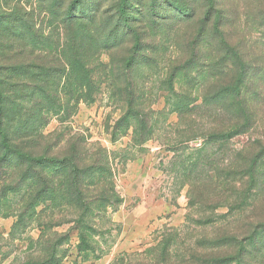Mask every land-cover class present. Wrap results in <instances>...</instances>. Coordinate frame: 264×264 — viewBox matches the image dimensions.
Returning <instances> with one entry per match:
<instances>
[{"label": "rangeland", "instance_id": "rangeland-1", "mask_svg": "<svg viewBox=\"0 0 264 264\" xmlns=\"http://www.w3.org/2000/svg\"><path fill=\"white\" fill-rule=\"evenodd\" d=\"M171 4L170 18L132 23L122 36L76 29L69 50L46 5L0 0L13 146L0 144V264H202L237 249L241 264H264V235L251 244L252 226L264 223V175L250 197L239 181L220 197L205 179L264 147V0ZM71 57L85 63L83 85L63 62ZM236 93L250 128L203 146L237 119ZM17 152L46 159L32 165ZM199 158L201 176L186 185ZM255 159L264 173V153Z\"/></svg>", "mask_w": 264, "mask_h": 264}, {"label": "trees", "instance_id": "trees-1", "mask_svg": "<svg viewBox=\"0 0 264 264\" xmlns=\"http://www.w3.org/2000/svg\"><path fill=\"white\" fill-rule=\"evenodd\" d=\"M38 3H42L43 9L46 5V14L50 23L55 22L62 25L64 30L62 36L64 42L63 46L72 50L71 45H73L75 40L76 29L80 30L86 26L95 29L98 28L99 32L103 34L106 39L109 36L113 37V35L115 36L118 34L122 36L124 31H128V29L131 28L132 23H138L139 25L145 24L147 21L154 18L165 19L167 16L170 18L169 14L163 15V9L165 7H170L172 5V0H38ZM158 9H160V11ZM179 15H181V17L186 16L188 19L194 18L193 13L189 14L185 11L181 12ZM129 33H133L134 36L137 35V33L135 34L133 31H130ZM222 48L224 49L223 51L232 56L235 61L242 62V56L237 49H230L231 47L229 48V45H227L225 41H223ZM63 62L69 69L77 67V73L80 76L83 75L80 80L82 85L87 82V78L84 75L85 63L83 60L71 57ZM241 77L242 74L240 75V78ZM231 78L233 79L234 77L231 76ZM2 81L3 80L0 79V144L4 150L9 151L10 149L13 150V146L8 142V130L4 128V117L6 114L4 101L6 100L9 91L6 89V84L4 85L5 81ZM53 87H55V84H53ZM51 90L54 92L52 94H57L56 89ZM227 93L232 94L231 90H227ZM235 95L239 102L235 106V111L238 113L237 119L225 129H214L210 133H206L204 137L206 140L203 146H206V144L212 141L225 142L235 136L246 133L247 129L250 128V124L243 121L244 119L248 120V112L246 111L245 102L244 100H240L241 95H239V93H236ZM178 112L180 115L186 116L188 113L187 106H180ZM252 152L253 148L247 154L250 155ZM263 153L264 147L260 146L259 150L255 154L252 153V156L248 158L245 163H234V165H230L232 166L230 168L229 166L216 167L214 170L208 172L205 179L214 185L219 193L217 195L220 197H222L221 195L227 191L229 186H233L237 181H239V183L245 188V195L250 197L252 190L260 187V183L258 182L260 179L259 177L264 175V173H261L259 168H257L255 159L260 157ZM18 154L24 158L25 163H30L32 165H43L46 159L43 156L32 158V156L27 153L21 154L17 152L16 155ZM199 161L200 158L189 160L188 173L185 172L183 174V177L187 181L186 185H188V183H191L192 185L196 181V177L201 173L200 170L203 167V164H200ZM227 168L231 170H228ZM233 174L235 176L232 178L231 175ZM216 206L218 205H212V209ZM252 229L251 244L257 245L261 241L260 236L264 235V223L256 224V226H252ZM226 240L229 242L230 249L234 250L238 247V237L232 236L226 238ZM221 241L224 242L223 239ZM241 253L242 252L237 249L235 254H228L221 257L211 252L202 259V264H241L243 261ZM162 261L163 263H166L167 260L165 256L162 258ZM170 261L171 260L168 259L167 262L170 263Z\"/></svg>", "mask_w": 264, "mask_h": 264}]
</instances>
